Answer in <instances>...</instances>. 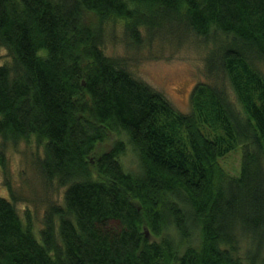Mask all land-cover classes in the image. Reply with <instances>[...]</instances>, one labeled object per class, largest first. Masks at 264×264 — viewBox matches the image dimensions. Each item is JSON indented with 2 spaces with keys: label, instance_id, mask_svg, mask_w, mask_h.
Wrapping results in <instances>:
<instances>
[{
  "label": "trees",
  "instance_id": "obj_1",
  "mask_svg": "<svg viewBox=\"0 0 264 264\" xmlns=\"http://www.w3.org/2000/svg\"><path fill=\"white\" fill-rule=\"evenodd\" d=\"M112 22L137 50L141 30L225 38L208 69L237 104L201 84L177 113L104 54ZM0 48V139L43 142L38 174L64 189L38 228L5 183L0 264H241L239 241L264 240V0H0ZM120 133L137 176L124 143H109ZM234 151L230 175L221 160ZM169 228L180 245L192 229L196 245L180 253Z\"/></svg>",
  "mask_w": 264,
  "mask_h": 264
},
{
  "label": "rangeland",
  "instance_id": "obj_2",
  "mask_svg": "<svg viewBox=\"0 0 264 264\" xmlns=\"http://www.w3.org/2000/svg\"><path fill=\"white\" fill-rule=\"evenodd\" d=\"M171 31L158 37L152 31L148 33L141 30V45L137 50L127 45L129 43L122 23H108L104 28L103 52L124 65L132 78L160 94L177 113L186 115L191 112L192 94L201 84H218L228 101L236 105L228 82L220 77L212 79L208 69L209 57L225 44L226 39L220 37L205 42L191 33ZM0 64H10V58L3 48H0ZM116 141L125 145V152L121 156L125 171L133 176L139 175V163L125 135L111 134L109 143ZM43 145V142L37 143L34 138L28 142L21 140L16 145L3 143L0 139V155L6 161L5 169L0 171V196H7L4 185L8 183L13 189L19 214L24 217L27 211L38 228L47 208L61 205L64 190L57 182L45 187L38 174L36 162L43 159ZM239 163L237 151L221 160L223 169L230 175H236ZM191 230V238L186 245L179 244L173 229L169 228L165 234L169 235L174 246L180 245L182 253L186 246L196 245L195 235H192L195 231ZM238 244L236 257L241 264H264V240L253 241L252 236H246Z\"/></svg>",
  "mask_w": 264,
  "mask_h": 264
}]
</instances>
